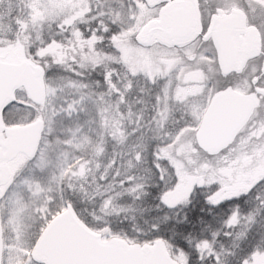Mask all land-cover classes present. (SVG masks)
<instances>
[{"label": "snow or ice", "instance_id": "snow-or-ice-1", "mask_svg": "<svg viewBox=\"0 0 264 264\" xmlns=\"http://www.w3.org/2000/svg\"><path fill=\"white\" fill-rule=\"evenodd\" d=\"M0 264H264V0H0Z\"/></svg>", "mask_w": 264, "mask_h": 264}]
</instances>
